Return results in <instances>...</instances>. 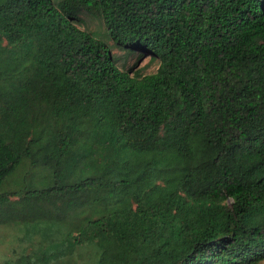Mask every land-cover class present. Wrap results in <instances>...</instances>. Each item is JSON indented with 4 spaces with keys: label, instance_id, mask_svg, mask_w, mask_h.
<instances>
[{
    "label": "trees",
    "instance_id": "trees-1",
    "mask_svg": "<svg viewBox=\"0 0 264 264\" xmlns=\"http://www.w3.org/2000/svg\"><path fill=\"white\" fill-rule=\"evenodd\" d=\"M2 227L0 264H264V0H0Z\"/></svg>",
    "mask_w": 264,
    "mask_h": 264
},
{
    "label": "rangeland",
    "instance_id": "rangeland-1",
    "mask_svg": "<svg viewBox=\"0 0 264 264\" xmlns=\"http://www.w3.org/2000/svg\"><path fill=\"white\" fill-rule=\"evenodd\" d=\"M82 18L84 25L81 26V29L95 32L98 36L102 37L104 26L98 18L84 14ZM105 41H107L116 65L120 69L129 71L130 74L135 76H143L156 71L159 64L157 57L148 53H139L135 51L128 53L125 49L114 45L111 40L105 39ZM15 234L16 232H13V230L7 227H2L0 229V261L6 256H10L13 247L16 246V244L11 243Z\"/></svg>",
    "mask_w": 264,
    "mask_h": 264
}]
</instances>
